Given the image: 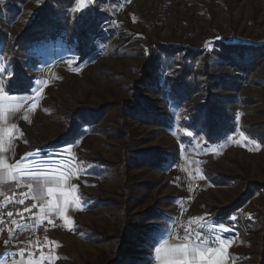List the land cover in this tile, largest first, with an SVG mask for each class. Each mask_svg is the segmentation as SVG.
<instances>
[{"label":"rangeland","instance_id":"1","mask_svg":"<svg viewBox=\"0 0 264 264\" xmlns=\"http://www.w3.org/2000/svg\"><path fill=\"white\" fill-rule=\"evenodd\" d=\"M77 2L0 0V159L19 162L0 193L23 182L50 197L82 241L65 264H153L182 212L237 264H264V0ZM50 12L59 35L18 46ZM240 47L261 53L239 67ZM208 91L229 122L215 136L210 115L193 121ZM72 121L79 135L50 144Z\"/></svg>","mask_w":264,"mask_h":264},{"label":"built area","instance_id":"2","mask_svg":"<svg viewBox=\"0 0 264 264\" xmlns=\"http://www.w3.org/2000/svg\"><path fill=\"white\" fill-rule=\"evenodd\" d=\"M27 185L16 182L0 194V256L6 263L33 261L52 264L55 237L59 232L64 233L65 226L60 215L46 214L50 197L35 196V199H30L21 195H33ZM21 199L24 200L23 204L18 203ZM25 208L31 211H23ZM185 215L182 212L174 222V238L198 246L215 247L216 243L200 234L196 223L185 219ZM188 234L190 239H186Z\"/></svg>","mask_w":264,"mask_h":264},{"label":"trees","instance_id":"3","mask_svg":"<svg viewBox=\"0 0 264 264\" xmlns=\"http://www.w3.org/2000/svg\"><path fill=\"white\" fill-rule=\"evenodd\" d=\"M52 5L49 4V6L47 7V9H51ZM80 22L79 20H77V24H76V29L74 28L73 30L75 31L73 33L72 36H74L76 38V47L77 49L81 50V45H82V41L84 39V36H86V31L87 30H91V29H84V27L78 25ZM59 21L57 19V17L54 16L53 13H49V14H40L36 17V20L31 24L30 27H28L26 30L21 32V35L18 37V39L16 40V44L18 46H22L23 44H29L33 41H35L37 38L40 39H47V38H56L59 34H58V30H59ZM94 30V29H93ZM228 48H225L224 51H227ZM244 52V55H241L242 53L240 52ZM261 53V52H260ZM257 53L256 51L252 50V49H242V47L240 48H235V50H233L232 52H229V54H231L233 56V58L235 60H237L238 62V66L239 67H243V66H247V65H251L254 62H252V56L255 54H260ZM13 61L15 62L16 67H20V64L22 66V62L20 60V58L18 57V55L16 54V52L13 55ZM21 69L17 70V73L19 74ZM205 74H207L205 72ZM176 88L179 94H183L184 89L182 88V82L179 81L176 84ZM16 88H21V83L17 82L15 84ZM222 97L220 94L216 93V92H207V107L201 109L200 111V116L198 117L195 116V119L193 118V121L196 120V124L198 122H200L201 117L202 116H206V115H210V117L213 118L214 122V126L212 128V132L211 133L212 136L215 135H219L221 134L226 125L229 123L228 121H226V117H224V111L220 110L219 107V102L221 101ZM141 114L142 111L140 112ZM84 123L85 120L83 117L80 118ZM198 121V122H197ZM87 122V121H86ZM205 122H203L204 125ZM81 124L77 122L72 121L70 123V127H68L67 131L65 134L58 136V138L55 141H51L50 144H56L59 141L62 140H69L72 137H77L79 135L80 129H81ZM153 160V159H151ZM249 185V186H248ZM251 185H254L253 187H250ZM263 185H258V183H248L247 187L248 190L246 192H253V191H258V189H261ZM246 190V189H245ZM260 227L258 228V233L260 235H262L261 237V243L259 241V244L262 246L261 251H262V256L261 259L262 261H260V263H264V217L262 218L261 222H259ZM124 234L123 232L121 233V238L120 241L123 240ZM118 253H122V250H119ZM121 256V254H118Z\"/></svg>","mask_w":264,"mask_h":264},{"label":"snow or ice","instance_id":"4","mask_svg":"<svg viewBox=\"0 0 264 264\" xmlns=\"http://www.w3.org/2000/svg\"><path fill=\"white\" fill-rule=\"evenodd\" d=\"M85 6L86 0H78L73 11L79 10ZM2 71H6V69H0V72ZM0 88H3L2 84H0ZM239 115L240 114L237 115V119H239ZM0 151H2V149H0ZM5 168L9 170L8 174L14 178L15 172L13 170H19V162L17 161L15 164L5 165L4 161L0 159V182H3L5 179ZM26 174L29 176L35 175L34 173ZM27 187L29 188L30 192L33 193V195H21H24L30 199H35L37 193L35 185L29 184L27 185ZM51 191L52 190L49 189V192ZM18 203L23 204L24 200L21 199L18 201ZM23 211H31V209L25 208ZM8 215L11 216L12 213H8ZM201 227H203V225H201ZM186 239H190V234L186 235ZM156 252L157 258L161 260V264H196L197 257H200L201 264H204L205 260L210 259L211 255L213 254L211 246L205 249H198L196 247H193L191 250H189L188 244H169L168 241H161L160 247L156 248ZM161 253H163V256L160 255ZM205 253H207V256H205ZM21 255H23V253H21ZM0 264H3V262H0Z\"/></svg>","mask_w":264,"mask_h":264},{"label":"crops","instance_id":"5","mask_svg":"<svg viewBox=\"0 0 264 264\" xmlns=\"http://www.w3.org/2000/svg\"><path fill=\"white\" fill-rule=\"evenodd\" d=\"M6 190H4L3 192H5ZM46 214L48 215L51 214L49 207L46 210ZM81 242H82L81 240L73 239L71 237L68 238L62 232L57 233L54 240V251L51 256L52 264H65L66 253L69 252L70 254L76 255L77 251L75 248H77V246H80ZM183 242L184 241H179L176 239L174 241H170L169 244H188L189 250H191L193 247H196L198 249L208 248L207 245L198 246L192 243H188V242L183 243ZM80 248H82V245ZM211 249L213 250V254L211 255L210 259L205 260L204 264H237V260L235 259V257H232V253L227 249V245H223V243H219V245L217 244L215 247ZM160 255L163 256V253H161ZM205 256H207V253H205ZM0 262H3V264H40L39 262H33V261L6 263L3 256H0ZM153 264H161V260L157 258V253L155 255V258L153 259ZM196 264H201L200 257L196 258Z\"/></svg>","mask_w":264,"mask_h":264}]
</instances>
